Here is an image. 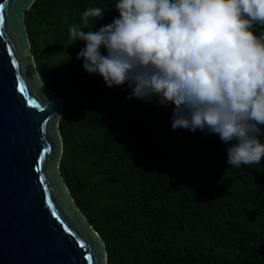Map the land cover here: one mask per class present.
Here are the masks:
<instances>
[{
  "label": "trees",
  "instance_id": "obj_1",
  "mask_svg": "<svg viewBox=\"0 0 264 264\" xmlns=\"http://www.w3.org/2000/svg\"><path fill=\"white\" fill-rule=\"evenodd\" d=\"M117 2L36 0L25 14L38 74L62 100L59 172L107 264H264V158L227 165L236 141L174 131L173 105L129 101L127 85L108 88L77 59L85 42L69 27L100 7L85 29L98 31Z\"/></svg>",
  "mask_w": 264,
  "mask_h": 264
},
{
  "label": "clouds",
  "instance_id": "obj_2",
  "mask_svg": "<svg viewBox=\"0 0 264 264\" xmlns=\"http://www.w3.org/2000/svg\"><path fill=\"white\" fill-rule=\"evenodd\" d=\"M119 13L98 31L82 13L69 27L88 74L108 88L127 85L133 99L174 106L171 127L218 135L229 144L227 165L264 158V0H118ZM0 27L3 21L0 20ZM106 49V55L101 48Z\"/></svg>",
  "mask_w": 264,
  "mask_h": 264
},
{
  "label": "water",
  "instance_id": "obj_3",
  "mask_svg": "<svg viewBox=\"0 0 264 264\" xmlns=\"http://www.w3.org/2000/svg\"><path fill=\"white\" fill-rule=\"evenodd\" d=\"M35 1L0 0V264H107L59 172L62 100L31 51Z\"/></svg>",
  "mask_w": 264,
  "mask_h": 264
},
{
  "label": "snow or ice",
  "instance_id": "obj_4",
  "mask_svg": "<svg viewBox=\"0 0 264 264\" xmlns=\"http://www.w3.org/2000/svg\"><path fill=\"white\" fill-rule=\"evenodd\" d=\"M13 63H15V62L13 61Z\"/></svg>",
  "mask_w": 264,
  "mask_h": 264
}]
</instances>
